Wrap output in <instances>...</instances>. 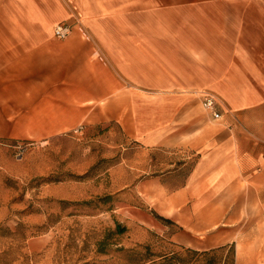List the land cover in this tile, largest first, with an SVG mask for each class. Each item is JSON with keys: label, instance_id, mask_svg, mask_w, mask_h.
I'll return each instance as SVG.
<instances>
[{"label": "crops", "instance_id": "1", "mask_svg": "<svg viewBox=\"0 0 264 264\" xmlns=\"http://www.w3.org/2000/svg\"><path fill=\"white\" fill-rule=\"evenodd\" d=\"M75 20L90 39L54 37ZM109 126L131 155L115 169L130 222L264 264V0H0V139Z\"/></svg>", "mask_w": 264, "mask_h": 264}, {"label": "rangeland", "instance_id": "2", "mask_svg": "<svg viewBox=\"0 0 264 264\" xmlns=\"http://www.w3.org/2000/svg\"><path fill=\"white\" fill-rule=\"evenodd\" d=\"M80 132L48 142L0 139V264H131L143 256L145 264H161L171 252L186 257L171 232L130 222L137 209L129 205L139 201L128 189L118 191L129 176L115 169L131 157L119 129ZM159 163L156 171L164 169ZM116 222L127 232L111 240L110 256L98 254Z\"/></svg>", "mask_w": 264, "mask_h": 264}, {"label": "trees", "instance_id": "3", "mask_svg": "<svg viewBox=\"0 0 264 264\" xmlns=\"http://www.w3.org/2000/svg\"><path fill=\"white\" fill-rule=\"evenodd\" d=\"M155 217L163 224H170V221L155 214ZM116 227L106 233L98 243V254L105 256H110L111 252L107 250L111 246V240L116 236H121L127 232V227L119 222L115 223ZM187 256L184 257L179 253L171 252V256L167 255L163 258L161 264H235V255L233 246L221 247L211 251L198 252L192 249H186L184 247H179ZM125 253H129L123 249ZM136 260V261H135ZM131 264H145L144 256L140 259H135ZM195 261V262H194Z\"/></svg>", "mask_w": 264, "mask_h": 264}, {"label": "built area", "instance_id": "4", "mask_svg": "<svg viewBox=\"0 0 264 264\" xmlns=\"http://www.w3.org/2000/svg\"><path fill=\"white\" fill-rule=\"evenodd\" d=\"M74 30H78L86 38L88 37L85 28L79 20H75L73 23L62 22L56 25L53 29L54 37L60 40H64L69 37ZM200 97L202 107L204 110L212 115L214 121H219L222 119V114L220 112L221 101L219 97L210 91H200L197 92ZM78 132V131H76Z\"/></svg>", "mask_w": 264, "mask_h": 264}]
</instances>
